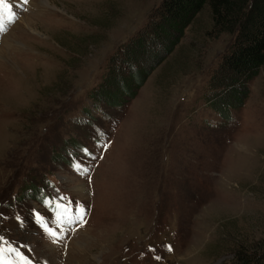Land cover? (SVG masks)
Here are the masks:
<instances>
[{"label":"rangeland","instance_id":"obj_1","mask_svg":"<svg viewBox=\"0 0 264 264\" xmlns=\"http://www.w3.org/2000/svg\"><path fill=\"white\" fill-rule=\"evenodd\" d=\"M161 1L4 0L0 242L30 254L13 249V264H236L239 250L264 249V68L226 122L205 105L239 86L218 76L234 35L217 33L208 6L172 50V33L131 46L148 74L125 109L93 105L111 73L107 92L136 82L126 46ZM79 138L91 151L70 145ZM66 143L85 157L75 169L56 160ZM65 202L86 225L55 218Z\"/></svg>","mask_w":264,"mask_h":264},{"label":"trees","instance_id":"obj_2","mask_svg":"<svg viewBox=\"0 0 264 264\" xmlns=\"http://www.w3.org/2000/svg\"><path fill=\"white\" fill-rule=\"evenodd\" d=\"M205 6H208L211 10L214 22L213 27L217 33H231L234 35L232 42L221 56L219 66L220 73L218 76H220V74L223 75L224 77H221L225 82L228 73L234 75V82L236 85H239L238 89L232 90V87L224 96L213 98L212 101L210 99L205 101V105H213L216 112H219L221 119L226 122L227 118H229V111L232 108L239 109L244 105L249 94V80L257 76L262 67L264 68V0H162L160 5L152 12L150 19L145 23L144 32L138 34L143 36V38L139 36L136 38L139 41L133 39L128 43L129 46H126V50H130V52L128 57L125 58V64L130 67L128 72L131 73L136 82H132L134 85L131 83L125 84L124 80L120 78V85H116L119 86L118 90L115 92H107L105 89L107 87L106 84L111 83L106 81L108 79L111 80L112 77L109 78L112 75L111 73L107 79L102 81L100 87L97 88L93 96V105L94 103L97 105L100 104L101 101H105L110 108L125 109L128 101L136 96L137 90L148 74L147 70L133 69L135 67V55L131 46H134L137 42H144V40L146 38L149 39V37L152 39L153 37L162 36L165 39L172 33V35H175V39L173 38V40L170 41L171 45L167 48V52L172 50L176 41L183 37L185 29ZM139 47H143L142 43ZM216 83L217 86L218 84L220 86L225 84L217 81ZM211 84L215 86L213 82ZM99 109L102 110L103 108L97 107L96 110ZM84 110V114H90V109L86 105ZM104 110L105 109H103L102 112ZM105 112L108 111L105 110ZM105 112L103 114L107 118L108 114ZM94 121L95 118L92 116L87 123L97 124L94 123ZM102 126L103 125L100 124V128L103 130L102 134L99 136L95 134L92 135L94 141H98L97 143H102L109 134L107 128L104 129ZM88 139L89 138L86 140ZM71 143L70 145L77 148L76 151L80 148L82 151H91L88 145H84L81 142L80 138L72 139ZM70 145L66 143L65 146H68L67 148L65 147L66 149L57 147V149H64V155L59 154L56 156V160L64 161L65 164H69L74 168L76 159L81 157L84 160L85 157L80 153H73L72 150L69 151ZM71 154H74L72 156L73 159H71ZM90 156L92 155L90 154ZM57 157L61 159H57ZM35 185L36 182L34 181L29 183V186L33 188H35ZM35 189L38 193V197L36 196L35 198L40 200V202H44L45 191L42 193V189L45 188ZM33 195L34 193L31 194V196ZM235 263L264 264V249L258 251L253 250L251 252L241 249L235 254Z\"/></svg>","mask_w":264,"mask_h":264},{"label":"snow or ice","instance_id":"obj_3","mask_svg":"<svg viewBox=\"0 0 264 264\" xmlns=\"http://www.w3.org/2000/svg\"><path fill=\"white\" fill-rule=\"evenodd\" d=\"M3 2H4V0H0V3H3ZM24 2L27 3V0H24ZM61 199H63V197H61ZM53 234L55 235V233H53ZM0 239H3V238L0 237ZM168 249H169V251L173 250L171 245L168 246ZM26 259H27V257H26ZM156 259L159 260V259H161V257L157 256ZM27 264H32V261L30 259H27ZM37 264H38V262H37ZM45 264H47V262H45Z\"/></svg>","mask_w":264,"mask_h":264},{"label":"bare ground","instance_id":"obj_4","mask_svg":"<svg viewBox=\"0 0 264 264\" xmlns=\"http://www.w3.org/2000/svg\"><path fill=\"white\" fill-rule=\"evenodd\" d=\"M6 63V62H5ZM4 64V63H3ZM8 65V64H7ZM4 66V65H3ZM14 72V71H13Z\"/></svg>","mask_w":264,"mask_h":264}]
</instances>
